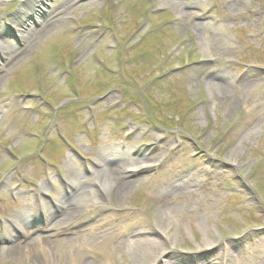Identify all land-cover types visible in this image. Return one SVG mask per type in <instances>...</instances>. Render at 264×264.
<instances>
[{"label":"rangeland","instance_id":"obj_1","mask_svg":"<svg viewBox=\"0 0 264 264\" xmlns=\"http://www.w3.org/2000/svg\"><path fill=\"white\" fill-rule=\"evenodd\" d=\"M34 3L0 0V264L262 261L264 0H47L53 22L42 31L47 15L37 20L24 39L12 18ZM223 72L231 102L209 84ZM243 75L251 90L239 87ZM129 158L151 166L129 175L135 184L119 198L98 189L101 173ZM42 184L45 210L14 225ZM166 197L176 209L161 216ZM73 206L80 216L67 230L105 216L97 226L114 238L99 246L87 231L30 261L7 253L26 235L49 234L46 218ZM135 236L159 242L163 255L133 248Z\"/></svg>","mask_w":264,"mask_h":264},{"label":"bare ground","instance_id":"obj_2","mask_svg":"<svg viewBox=\"0 0 264 264\" xmlns=\"http://www.w3.org/2000/svg\"><path fill=\"white\" fill-rule=\"evenodd\" d=\"M26 2H29V4L31 3V5H33V3H38L37 6L32 9V11L30 13H22V12H18L15 14V16L12 18V24L15 27L16 32L22 36V38H26V29H29V31H32L33 29L31 28L32 25H36V21L40 20V22L42 21V19L45 18V16L47 15V18L41 25V29L42 31H45L48 27H49V23H52L53 20L51 18H49V16L53 13H48L47 8L42 9V6L44 5V2L47 0H24ZM34 3V4H35ZM67 6V5H66ZM34 7V5H33ZM25 20V21H24ZM39 22V21H38ZM3 34V32H0V35ZM1 37V36H0ZM0 50L2 52H6L7 47L4 46L3 42L0 39ZM231 80H232V76L231 74L229 75L228 73H216V74H212L210 76V80H209V84L214 88V90H216L217 92H219V94L221 95V98L223 100H226V102H231L233 99V87L231 84ZM252 80L253 78L248 76V75H243L240 76L238 78V81L240 82V86L241 88H243L244 90H251L252 88ZM122 161V160H121ZM98 162L99 164H102V160L99 157L98 158ZM120 163V162H119ZM150 162H146V161H141V163H139L137 161V159L134 158H129L124 162L123 166H117V163L114 164V166L112 168L107 169L108 174L111 177V180L108 179L109 175L108 174H104L101 173L100 179L102 180L101 182H99V187L98 189H102V190H113L114 189V195L116 196V198H119L122 194H124L126 191H128L130 188H132L135 184V182H132L130 180H128L129 175H135L138 173H141L145 170L148 169L149 166H151ZM150 169V168H149ZM108 176V177H107ZM69 181V187L71 186L72 189H76L78 190V185L79 182L77 180V176L74 175V173L69 175L68 178ZM49 183H52L51 180H49ZM183 183V182H182ZM182 184H180L181 187ZM40 190L37 194L33 195V203L31 205H29L28 207L24 208L23 210L19 211L13 218H12V222L14 225H17L18 227H23L25 229V225L29 224L31 225L30 220H34L36 218V216L42 212L41 210H45V208L42 209V206L39 204V199L41 198V196L43 195V193L49 191V187L45 184H42L40 186ZM183 189H185V186H182ZM51 190V189H50ZM196 192V191H195ZM54 198L57 202H61L62 200V193L60 191V189L54 190ZM175 199H177V197L173 196ZM94 199L96 200V197H94ZM88 202H93V199L88 198L87 199ZM85 201V199H84ZM87 202V203H88ZM172 202L171 200H169L167 197L166 198H161L160 199V204H161V209H162V215L161 216H167L168 214L172 213L176 207L174 206L175 204L170 203ZM94 205H97V203H94ZM101 207V205H100ZM80 216V212L77 210V206H73V207H65L62 210V216L61 218L53 223L52 219L50 217L46 218V229H50V233L47 235H37V236H28L26 235V238L24 237L23 241H19V242H14L11 247H9L7 249V253L15 256V257H19V258H23V259H27V260H34L35 259V255L37 254L38 251H42L46 250L47 247L54 245V244H58L61 243L63 241H71L73 242L74 240H76L77 238L81 237L84 233H86L87 231L89 232H93V236L94 238H97L98 240H101L99 242V246H106L109 242L110 239L114 238V234H109L106 233L105 231H103L105 228V225L98 227L97 225L100 224L101 222H103L106 217L102 216L100 218H98L95 222L94 225L89 226L87 228H82L81 230H67L65 227H70L73 226L76 222V220L79 218ZM159 215V217H161ZM162 222V219L159 218ZM5 233H7L8 229L11 227L10 224L5 223L3 225ZM48 227V228H47ZM159 227V226H157ZM157 229V228H156ZM160 230H162V228H159ZM4 232V231H3ZM249 235H246L244 237V239H247ZM252 236V235H251ZM91 237V238H92ZM134 239H132V247L136 248V249H142V250H159L157 252L158 256H155V259L158 260V257L160 258V256L163 255V251L160 253V250L162 246H160V243L157 242L154 239H149L146 237H141V236H135L133 237ZM87 240V239H86ZM226 249L228 252H231L233 250V248H236L238 245H236L235 243H226L225 244ZM206 248H213V249H219V246H214L213 243H207ZM232 248V249H230ZM85 249V246H84ZM261 255L259 256L258 259H261L262 261H259L257 264H264V250L261 251ZM231 256L233 255H229L228 254H224L221 257H219V254L217 255V259H215L214 261L209 260V262L207 261L206 263L203 264H233L236 263L235 261L231 260ZM154 259V260H155ZM76 264H97L95 262H91L88 261L84 258H79L77 261H75ZM171 264V263H169Z\"/></svg>","mask_w":264,"mask_h":264}]
</instances>
